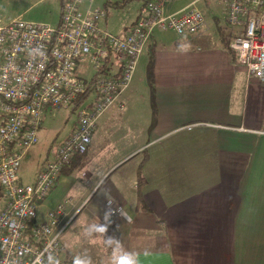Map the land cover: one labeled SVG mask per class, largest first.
Wrapping results in <instances>:
<instances>
[{
	"label": "crops",
	"instance_id": "obj_1",
	"mask_svg": "<svg viewBox=\"0 0 264 264\" xmlns=\"http://www.w3.org/2000/svg\"><path fill=\"white\" fill-rule=\"evenodd\" d=\"M130 1H108L100 27L127 35L144 15L148 0L119 32H112L109 20L111 8ZM94 2L82 0L80 8L93 10ZM175 2L166 5V15L191 5H170ZM58 5L55 26L62 0ZM222 10L212 17L203 14L205 24L196 35L168 43L163 35L153 34L142 53L150 52L155 59L154 99L147 80L151 58L145 68L146 113H115L131 104L140 57L130 88L99 118L88 152L61 172L55 187L81 168L88 154L94 157L103 119L139 123L126 126L120 156L109 154L102 164L104 158L98 155L92 169L83 166L86 187L80 202L65 208L63 219L72 224L87 209L80 226L83 242L95 240L85 236L92 223H103L104 215L115 211L105 238L121 240L124 249L139 254L140 264H264V84L238 62L231 43L239 29L222 24L220 17L227 18ZM212 20L218 31L208 27ZM107 69L111 74L119 71L113 56Z\"/></svg>",
	"mask_w": 264,
	"mask_h": 264
},
{
	"label": "built area",
	"instance_id": "obj_2",
	"mask_svg": "<svg viewBox=\"0 0 264 264\" xmlns=\"http://www.w3.org/2000/svg\"><path fill=\"white\" fill-rule=\"evenodd\" d=\"M173 1L147 2L144 15L125 36L103 30L106 13H83L82 0H62L57 26L20 19L4 23L0 16V264H72L60 242L70 223L63 222L65 205L50 211L45 220L39 218L38 207L63 169L88 152L99 118L130 88L154 32L196 35L204 27V15L195 4L166 15L165 7ZM218 1L225 6L228 23L239 29L231 43L238 62L264 84V0ZM112 56L119 71L99 74ZM85 57L97 74L95 99L78 108L77 127L59 146L54 161L43 165L33 184H23L21 162L39 142L45 113L75 106L86 91L87 81L77 76Z\"/></svg>",
	"mask_w": 264,
	"mask_h": 264
},
{
	"label": "rangeland",
	"instance_id": "obj_3",
	"mask_svg": "<svg viewBox=\"0 0 264 264\" xmlns=\"http://www.w3.org/2000/svg\"><path fill=\"white\" fill-rule=\"evenodd\" d=\"M108 1L124 4L123 0H95L92 6L93 10L104 9ZM146 1L131 0L128 6L125 4V6L117 9L111 8L110 12L112 16L109 20V27L112 32H119L124 26L132 22ZM188 4H195L203 14L209 13L210 17H212V13L219 15L222 13L223 7H225L218 0H176L174 4L170 5L177 6L178 8L182 5L187 6ZM81 11L86 13L82 8ZM59 14L58 0H0V16L4 23L20 19L28 23L55 26L59 20ZM220 18L222 24L228 27V29L234 28L228 23L227 18ZM208 27L213 31H218L217 25L213 20ZM154 34L163 35L168 43H173L180 38V36L172 31H160L157 29ZM151 56L150 52H145L141 56V61L131 88V104H126V110L123 112L116 111V114L134 117L146 113L147 109L145 107L148 101V90L146 89L145 68ZM93 75L94 70L90 58L85 57V60L78 67L77 76L90 82ZM94 99L95 94L86 100L85 106L89 105ZM78 114L79 111L75 110L74 106L49 110L45 113L42 128L38 133L39 142L25 152L21 162L19 176L23 184H33L37 179L40 168L46 162L54 161L59 146L74 132L73 130L78 122ZM131 124L134 126L139 125L136 120L121 123L103 119L99 123V136L94 157L98 155L99 157L103 156V164L109 154L114 153V157L120 156V151L124 150V144L127 139L126 126ZM139 139L140 137H138V141ZM94 157H90L88 154L81 164V168L77 169L72 176H63L61 178L58 186L54 187L49 196L39 205L38 216L40 219L43 216L47 217L48 212L55 210L61 205L60 203L65 205L66 209H69L72 205L80 202L79 197L82 194V190L85 189L87 182L83 166L92 169L93 165L97 164H95L97 159H94ZM127 165H136V162L135 164L131 163ZM68 201H70L69 204H67ZM86 213L87 209L74 223L71 224L70 221L69 226L63 233L60 241L63 256L71 259L74 264L78 257H87L91 264H112V250L105 247L101 239L95 238V240H85L84 242L81 240L83 235L80 232V226L82 217Z\"/></svg>",
	"mask_w": 264,
	"mask_h": 264
},
{
	"label": "clouds",
	"instance_id": "obj_4",
	"mask_svg": "<svg viewBox=\"0 0 264 264\" xmlns=\"http://www.w3.org/2000/svg\"><path fill=\"white\" fill-rule=\"evenodd\" d=\"M79 187V186H77ZM111 212L104 215L103 223L99 219L92 223L85 231V236L89 238H98L103 241L105 247L112 250V264H140V256L134 251L124 249L121 240L115 237L105 238L108 227L111 223ZM131 219L130 217L128 218ZM39 264V261H37ZM75 264H91L90 260L85 258H76Z\"/></svg>",
	"mask_w": 264,
	"mask_h": 264
},
{
	"label": "trees",
	"instance_id": "obj_5",
	"mask_svg": "<svg viewBox=\"0 0 264 264\" xmlns=\"http://www.w3.org/2000/svg\"><path fill=\"white\" fill-rule=\"evenodd\" d=\"M125 1H129V0H125ZM149 1L150 0H148L147 2H149ZM147 2L145 3V5L147 4ZM232 55H233V53H232ZM233 56H235V55H233ZM99 74H105L107 76L111 75V73L109 72L107 67H106V69H104ZM96 77H97V74H94L92 79H91V81L87 82L88 86L86 88V91L79 97V100L75 103V106H74L75 110H78V108H80L82 106H85L86 100L90 96L95 94L94 93V89H93V81L95 80ZM147 80H148V84H149V86L151 88L152 99H154V88H155V59H154V57H151L150 63H149L148 68H147ZM139 179L141 180V177H139ZM139 185L142 186V182L141 181H139ZM138 204L140 205L138 208H142L143 207V205H142L143 204V200H142L141 191L139 192ZM64 258H65V256H64ZM65 259L67 261L71 262L72 264H74L71 259H69V258H65Z\"/></svg>",
	"mask_w": 264,
	"mask_h": 264
}]
</instances>
